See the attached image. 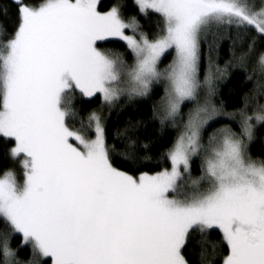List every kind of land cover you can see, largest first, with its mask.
<instances>
[{
	"label": "snow or ice",
	"instance_id": "obj_1",
	"mask_svg": "<svg viewBox=\"0 0 264 264\" xmlns=\"http://www.w3.org/2000/svg\"><path fill=\"white\" fill-rule=\"evenodd\" d=\"M258 128L264 0H0V264H264Z\"/></svg>",
	"mask_w": 264,
	"mask_h": 264
},
{
	"label": "trees",
	"instance_id": "obj_2",
	"mask_svg": "<svg viewBox=\"0 0 264 264\" xmlns=\"http://www.w3.org/2000/svg\"><path fill=\"white\" fill-rule=\"evenodd\" d=\"M110 2V0H109ZM131 10V9H130ZM141 24L144 26L146 31L151 32L154 24L155 18L145 19L143 17L140 18ZM229 59V53L227 45L221 48L219 53V64L221 67L224 66L225 61ZM240 78L232 76H227L222 80L217 81V89H218V99L222 100L225 104V107L228 111H232L235 107H239V97L243 94H237V85L239 83ZM82 111L87 112L88 110L95 108V104L85 103L80 105ZM141 115L137 118L143 119L150 112V105L140 110ZM128 109L125 108L123 111L116 109L111 112V115L107 117V126L110 132L115 131L117 128H122L124 126L125 121L129 118ZM256 140L253 141L251 146V154L254 158H264V129L258 128L256 133ZM14 170L19 171L18 165L13 162L11 157L7 154L3 147H0V178H2L3 174L6 171ZM212 240L219 239L218 234H213L211 237Z\"/></svg>",
	"mask_w": 264,
	"mask_h": 264
},
{
	"label": "rangeland",
	"instance_id": "obj_3",
	"mask_svg": "<svg viewBox=\"0 0 264 264\" xmlns=\"http://www.w3.org/2000/svg\"><path fill=\"white\" fill-rule=\"evenodd\" d=\"M18 168H19V166H18ZM11 171H14V170H11ZM14 172H16L17 174H19V171H14Z\"/></svg>",
	"mask_w": 264,
	"mask_h": 264
}]
</instances>
